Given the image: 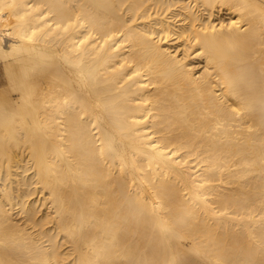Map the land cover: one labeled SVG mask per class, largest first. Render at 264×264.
Wrapping results in <instances>:
<instances>
[{
  "label": "bare ground",
  "instance_id": "6f19581e",
  "mask_svg": "<svg viewBox=\"0 0 264 264\" xmlns=\"http://www.w3.org/2000/svg\"><path fill=\"white\" fill-rule=\"evenodd\" d=\"M0 264H264V0H0Z\"/></svg>",
  "mask_w": 264,
  "mask_h": 264
},
{
  "label": "rangeland",
  "instance_id": "374dc122",
  "mask_svg": "<svg viewBox=\"0 0 264 264\" xmlns=\"http://www.w3.org/2000/svg\"><path fill=\"white\" fill-rule=\"evenodd\" d=\"M1 66H0V81H2V76H1ZM1 83V82H0Z\"/></svg>",
  "mask_w": 264,
  "mask_h": 264
}]
</instances>
